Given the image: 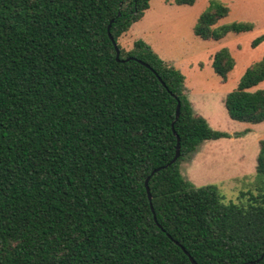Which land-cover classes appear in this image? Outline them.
Wrapping results in <instances>:
<instances>
[{"label": "trees", "instance_id": "1", "mask_svg": "<svg viewBox=\"0 0 264 264\" xmlns=\"http://www.w3.org/2000/svg\"><path fill=\"white\" fill-rule=\"evenodd\" d=\"M151 1L0 0V264H264V139L240 203L183 177L228 134L195 112L181 70L143 40L119 45ZM228 14L211 3L195 35L253 30L214 29ZM213 67L227 80L228 49ZM263 83L264 58L227 95L231 119L264 122Z\"/></svg>", "mask_w": 264, "mask_h": 264}, {"label": "rangeland", "instance_id": "2", "mask_svg": "<svg viewBox=\"0 0 264 264\" xmlns=\"http://www.w3.org/2000/svg\"><path fill=\"white\" fill-rule=\"evenodd\" d=\"M213 2L229 8L228 16L214 29L240 22L253 24V30L229 33L218 40L196 36L199 18ZM150 5L144 17L118 43L129 52L136 41L143 40L186 76L187 95L195 112L228 137L203 142L181 162V173L194 186L217 185L226 202L240 203V193L253 186L264 122L249 124L231 119L225 99L237 88L247 68L264 58V40L253 45L264 37V0H197L194 6H178L174 0H152ZM223 49H228L235 59L227 80L213 67L215 55ZM258 88L264 89V83Z\"/></svg>", "mask_w": 264, "mask_h": 264}, {"label": "water", "instance_id": "3", "mask_svg": "<svg viewBox=\"0 0 264 264\" xmlns=\"http://www.w3.org/2000/svg\"><path fill=\"white\" fill-rule=\"evenodd\" d=\"M110 28H111V26H109V37H110L111 41L114 43V45H115V48H116V51H117V60L120 61V49H119V47H118V45H117V43H116L114 37H113L112 34L110 33ZM180 106H181V105H180V103H179V105H178V109H177L176 120H178L179 117H180ZM175 134L177 135L176 132H175ZM177 139H178V144H177L176 156L174 157V159L172 160V162H171L169 165L175 163V162L179 159V157H180V137H179L178 135H177ZM169 165H168V166H169ZM168 166H167V167H168ZM158 171H159V170H158ZM148 181H149V179H148L147 182H146V187H147V191H148V193H149V199H150V201H151V200H152V196H151V194H150V190H149V186H148ZM186 254L189 256L190 261L192 262V264H198V263L194 260V258H193L192 256H190V254H189L188 252H186ZM263 257H264V256H262L261 259H263Z\"/></svg>", "mask_w": 264, "mask_h": 264}, {"label": "crops", "instance_id": "4", "mask_svg": "<svg viewBox=\"0 0 264 264\" xmlns=\"http://www.w3.org/2000/svg\"><path fill=\"white\" fill-rule=\"evenodd\" d=\"M131 29H132V27H131ZM131 29H130V31H131Z\"/></svg>", "mask_w": 264, "mask_h": 264}]
</instances>
